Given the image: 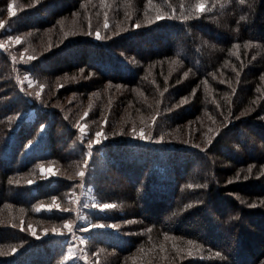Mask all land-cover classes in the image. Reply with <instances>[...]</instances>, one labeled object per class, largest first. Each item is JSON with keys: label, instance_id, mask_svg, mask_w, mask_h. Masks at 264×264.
Returning <instances> with one entry per match:
<instances>
[{"label": "trees", "instance_id": "trees-1", "mask_svg": "<svg viewBox=\"0 0 264 264\" xmlns=\"http://www.w3.org/2000/svg\"><path fill=\"white\" fill-rule=\"evenodd\" d=\"M0 41V264H62L80 212L139 222L105 264H264V0H0Z\"/></svg>", "mask_w": 264, "mask_h": 264}, {"label": "rangeland", "instance_id": "rangeland-1", "mask_svg": "<svg viewBox=\"0 0 264 264\" xmlns=\"http://www.w3.org/2000/svg\"><path fill=\"white\" fill-rule=\"evenodd\" d=\"M1 42V41H0ZM15 43V41H13ZM4 45L5 43H0ZM25 79H28L25 77ZM29 117H32L29 115ZM141 135H143V139H141ZM131 138L132 139H138L136 141H133L134 143H143V144H149L151 142L147 140V137L144 130L137 128L134 131H131ZM151 146V144H149ZM89 155H92L90 150L87 151ZM83 157V155H82ZM81 157V158H82ZM41 172L43 173L41 180L51 178V176H54V168L52 166H41L40 167ZM92 166L91 163H87V168L83 170V175L80 179L75 180L72 183V186H75L74 190L77 191L78 195L76 196V205H81V202L84 204H87L86 199L91 198L94 199L91 196L90 192V186L87 185L88 180L91 176ZM81 187V191H80ZM77 188L79 190H77ZM73 192V191H71ZM48 198V197H47ZM40 203V202H39ZM67 202L64 201L63 205H58L57 203H51V204H44L40 203L37 206V210H45L49 211L52 209L59 210H67L68 207H66ZM90 207H93L96 209H103L107 210L109 208H104L103 205H94L93 202H90ZM110 205V204H109ZM110 208H115L114 206ZM115 209H122V207H118L116 205ZM119 222H108V223H100L96 221H92L89 218H87V215L82 214L81 212L78 213V221L80 225H85L82 227H76L75 231H72L71 229V237H69V244L66 249V255L64 259L62 260V264H105L104 260L110 259L112 255H114L113 251L111 249L105 248V242L110 243L111 245H128L130 243V240L133 237H136L139 233V222L136 218L128 217L127 215H119ZM128 217V218H127ZM32 221H34L31 218ZM92 221V222H91ZM35 222V221H34ZM67 223V222H66ZM65 223V224H66ZM31 229L34 228V226L30 225ZM69 228V227H67ZM57 233H64V231L55 229ZM33 232V231H32ZM47 236L45 233V230L41 232L40 234H36L35 238L45 237ZM100 237L101 245H93L88 240L90 237L96 238ZM97 239V238H96Z\"/></svg>", "mask_w": 264, "mask_h": 264}, {"label": "snow or ice", "instance_id": "snow-or-ice-1", "mask_svg": "<svg viewBox=\"0 0 264 264\" xmlns=\"http://www.w3.org/2000/svg\"><path fill=\"white\" fill-rule=\"evenodd\" d=\"M241 2L243 3V0H241ZM10 7H11V6H10ZM203 8H204V6L201 5L200 8H199V10H200V11H203ZM242 19H243V17H242ZM105 27H107V24L105 25ZM97 38H99V33H97ZM17 42H19V38H17ZM0 47H3V45H0ZM85 115H87V114H85ZM96 135L99 136L100 133H96ZM140 138L143 139V135H141ZM96 142L99 143V140H97ZM249 171H251V169H249ZM80 175H83V173H80ZM103 207H104V208H110V207H112V205L105 204V205H103ZM65 227H69V230L71 231L70 226L65 225ZM190 243H191V242H190ZM216 255L219 256L220 253H217Z\"/></svg>", "mask_w": 264, "mask_h": 264}]
</instances>
